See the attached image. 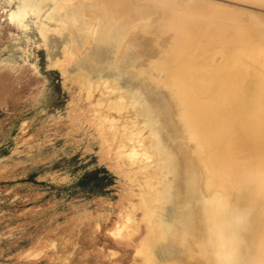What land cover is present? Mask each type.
<instances>
[{
	"label": "rangeland",
	"instance_id": "374dc122",
	"mask_svg": "<svg viewBox=\"0 0 264 264\" xmlns=\"http://www.w3.org/2000/svg\"><path fill=\"white\" fill-rule=\"evenodd\" d=\"M96 1L0 0V264H226L191 236L183 242L179 223L168 230L156 220L166 211L171 219L174 205L160 193L168 176L133 175L114 126L122 112L142 109L128 85L139 89L184 169L158 64L174 32L147 31L150 19L137 18L118 46L104 43V15L88 10ZM213 1L264 15L259 0ZM142 116L151 122L144 130L156 126ZM147 151L156 163L159 154ZM154 249L169 259L154 263Z\"/></svg>",
	"mask_w": 264,
	"mask_h": 264
},
{
	"label": "bare ground",
	"instance_id": "6f19581e",
	"mask_svg": "<svg viewBox=\"0 0 264 264\" xmlns=\"http://www.w3.org/2000/svg\"><path fill=\"white\" fill-rule=\"evenodd\" d=\"M196 1L201 2L97 0L88 9L104 15L97 37L112 46L119 45L137 18L150 19L142 24L147 31L173 30L174 45L158 64L168 76L163 83L167 93L161 94L184 169L164 141L160 116L139 89L128 85L143 98L142 109L122 112L114 126L123 135L121 146L133 175L168 176L160 193L174 205L171 219L166 211L156 220L168 230L179 223L183 242L191 236L204 254L224 255L226 264H264V15L213 0ZM164 49L161 45L160 51ZM144 115L156 125L145 129V136L151 122L141 121ZM149 147L159 154L154 164L149 163ZM128 216L122 221L126 231L132 224ZM161 253L163 262L169 259ZM154 257V263H163L155 249Z\"/></svg>",
	"mask_w": 264,
	"mask_h": 264
}]
</instances>
